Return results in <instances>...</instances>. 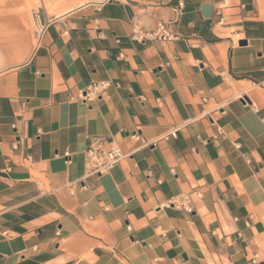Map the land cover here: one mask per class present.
Wrapping results in <instances>:
<instances>
[{
  "label": "crops",
  "instance_id": "0c3cea01",
  "mask_svg": "<svg viewBox=\"0 0 264 264\" xmlns=\"http://www.w3.org/2000/svg\"><path fill=\"white\" fill-rule=\"evenodd\" d=\"M37 21L0 72V264H264V0H107ZM134 21L172 39L134 41ZM91 137L126 157L88 175Z\"/></svg>",
  "mask_w": 264,
  "mask_h": 264
},
{
  "label": "rangeland",
  "instance_id": "374dc122",
  "mask_svg": "<svg viewBox=\"0 0 264 264\" xmlns=\"http://www.w3.org/2000/svg\"><path fill=\"white\" fill-rule=\"evenodd\" d=\"M107 0H0V72L20 64L40 34L42 15L56 16L80 4ZM100 2V3H99Z\"/></svg>",
  "mask_w": 264,
  "mask_h": 264
},
{
  "label": "built area",
  "instance_id": "2783aa9c",
  "mask_svg": "<svg viewBox=\"0 0 264 264\" xmlns=\"http://www.w3.org/2000/svg\"><path fill=\"white\" fill-rule=\"evenodd\" d=\"M131 39L137 42L144 43L146 41H169L172 36L167 29L161 25L155 31L143 30L136 21L132 24ZM108 88L107 83L97 82L90 84L87 89L80 93L78 100L83 104L91 103L99 98L103 92ZM218 135L222 131L218 129ZM132 138H138V135L133 134ZM64 157H68L65 154ZM126 155H124L119 147L108 142L103 137H91L87 140L85 149V165L88 175H103L112 170ZM178 208L184 210L186 213H191V208L186 199H175L172 203Z\"/></svg>",
  "mask_w": 264,
  "mask_h": 264
},
{
  "label": "bare ground",
  "instance_id": "6f19581e",
  "mask_svg": "<svg viewBox=\"0 0 264 264\" xmlns=\"http://www.w3.org/2000/svg\"><path fill=\"white\" fill-rule=\"evenodd\" d=\"M100 3V2H99ZM90 4V3H89ZM85 5H87V4H85V3H82V4H80L79 6H85ZM72 9H69L66 13H68V12H70ZM66 13H64V14H66ZM63 15V14H62Z\"/></svg>",
  "mask_w": 264,
  "mask_h": 264
},
{
  "label": "water",
  "instance_id": "95a60500",
  "mask_svg": "<svg viewBox=\"0 0 264 264\" xmlns=\"http://www.w3.org/2000/svg\"><path fill=\"white\" fill-rule=\"evenodd\" d=\"M243 100L245 101V99H243ZM243 100H242V101H243Z\"/></svg>",
  "mask_w": 264,
  "mask_h": 264
}]
</instances>
